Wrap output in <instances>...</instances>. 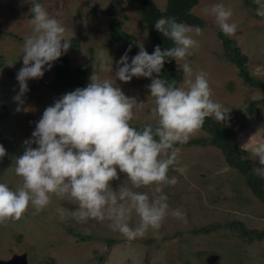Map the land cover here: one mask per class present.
<instances>
[{
  "label": "rangeland",
  "instance_id": "374dc122",
  "mask_svg": "<svg viewBox=\"0 0 264 264\" xmlns=\"http://www.w3.org/2000/svg\"><path fill=\"white\" fill-rule=\"evenodd\" d=\"M160 9L164 0H152ZM50 15H55L66 28V38H76V49L65 53L69 64H86L89 81L94 71L101 79H110L125 95L143 103L136 110L134 124H155L150 119L153 98L147 85L150 78L133 77L130 82L115 78L116 61L125 53L105 31L110 21H120V29L131 33L138 45L147 50L151 46L148 29L140 14L125 1L112 0H40ZM221 3L231 7L230 22L238 24L235 34L229 36L246 56L248 73L264 80V17L255 14L253 0H197L191 12L203 19L200 35L189 33L198 46L187 57L193 72L207 73L213 92L212 98L229 108L228 119L241 155L251 165L259 166L258 157L252 154L257 147H264V105L250 102L258 99L262 89L245 83L234 63L223 54L220 30L215 17L204 9ZM32 14L27 0H0V103L6 114L0 116V144L6 155L0 158V182L13 190L22 183L15 172V158L23 154L24 140L31 138L36 122L44 109L76 86L54 90L45 82L52 76V67L45 69L39 79L28 80L29 91L24 104L16 111L13 97L19 91L16 74L22 67V46L31 35ZM7 32H12L10 35ZM228 36V35H227ZM131 58L129 57V62ZM174 66L178 68L173 59ZM94 65L96 68H94ZM183 80L179 69L178 85ZM214 118V117H213ZM215 119V118H214ZM205 134L200 129L191 137ZM36 145H33L35 147ZM179 161L170 167L168 176H176L175 186L164 187L170 210L179 208L187 214L186 220L168 215L158 231L149 230L144 237L129 241L109 228V221L81 222L73 218L74 201L52 196L50 204L40 212L32 206L19 221L0 224V258L23 253L27 264H264V238L245 237L223 223L238 219L246 227L264 228V206L251 192L244 177L229 166L219 148L213 145H177ZM187 165L186 174L176 169ZM111 181L113 189L124 181ZM155 185L139 189L152 194ZM63 209V215L60 210ZM139 218L133 213L130 223L135 226ZM219 222L218 226H211ZM206 227V232L193 228ZM74 232H78L77 234ZM80 235H89L81 237ZM107 238L113 241L107 242ZM217 254L214 262L207 261Z\"/></svg>",
  "mask_w": 264,
  "mask_h": 264
},
{
  "label": "clouds",
  "instance_id": "9594fccd",
  "mask_svg": "<svg viewBox=\"0 0 264 264\" xmlns=\"http://www.w3.org/2000/svg\"><path fill=\"white\" fill-rule=\"evenodd\" d=\"M27 2L32 33L24 39L22 67L16 74V111L24 104L28 80L42 78L45 69H50L71 45L57 16L50 15L39 0ZM253 2L257 6L255 14L264 17V0ZM204 12L215 17L223 34L231 36L238 30V24L230 22L231 7L217 3ZM154 27L173 46L162 50L157 45L149 54L140 44L129 62L130 45L116 61L115 78L122 82H130L133 77L150 78V119L155 124L134 126L136 110L143 103L94 71L85 87L66 92L47 106L31 138L24 140L23 154L15 158L14 168L22 183L13 190L0 182V224L19 221L29 206L36 212L43 211L53 195L75 202L73 218L81 222L109 221V228L129 241L144 237L150 229L158 231L168 215L186 220L187 214L179 208L170 210L163 190L179 182L176 176H168L170 167L179 161L177 145L187 143L206 118L214 117L219 123L227 120L230 109L212 98L207 73H194L187 59L198 46L189 34L193 28L164 16L155 21ZM194 31L196 35L201 33L199 26ZM170 59L182 70L179 85L175 79L159 76ZM252 154L259 163L252 172L264 179V147L255 148ZM5 155L6 149L0 144V158ZM187 169L185 165L176 170L186 174ZM118 170L126 175L128 183L123 181L113 189L110 182L119 180ZM153 185L151 195L139 191ZM60 212L63 215V209ZM133 213L139 218L135 226L130 223Z\"/></svg>",
  "mask_w": 264,
  "mask_h": 264
},
{
  "label": "trees",
  "instance_id": "16d2710c",
  "mask_svg": "<svg viewBox=\"0 0 264 264\" xmlns=\"http://www.w3.org/2000/svg\"><path fill=\"white\" fill-rule=\"evenodd\" d=\"M40 1V0H39ZM113 2L120 4L125 1L132 8H134L141 16L144 26L148 29L151 46L146 50L151 54L154 47L159 45L161 49L172 47V41L163 37L155 27V21L164 17H175L178 22H183L192 26H202L203 19L191 12V7L197 2V0H164V6L162 9L156 6L152 0H112ZM249 1V0H245ZM120 21H110L105 31L110 38L116 42L121 49L126 51L131 45V50L128 52V56L131 58L139 51L138 44L135 37L122 29H120ZM10 35H14L12 32H7ZM217 34L221 40L223 47V54L225 58L237 67V72L241 79L248 85L259 87L262 89L261 96L250 102V107L254 110L253 104L259 102L264 105V80L251 76L246 68V56L242 53L234 43V40L229 36L223 34L221 30L217 31ZM71 49H76V38H70ZM156 75L155 73L153 74ZM179 69L174 66L173 59L166 61L164 67L159 74L160 78L166 80L175 79L178 81ZM89 83L86 78V64L80 63L76 66H71L68 61L67 55L64 53L52 64V76L45 82L47 88L54 90L67 86H76L77 88L85 87ZM6 114V106L0 103V116ZM137 128L143 125L134 124ZM205 131V134L197 137H191L185 145L197 144V145H213L220 149L224 160L229 166L234 167L244 177L246 185L251 192L259 199L264 206V179L253 174V166L251 163L241 155L239 146L236 142V135L234 129L227 123H219L213 117L205 119V123L201 128ZM224 226L236 231L238 235L245 237L264 238V228L246 227L242 221L233 219L223 223ZM219 222L212 223L211 226H218ZM193 231L206 232V227L193 228ZM78 233V232H74ZM81 237H89V235H80ZM113 241L112 238H107V242Z\"/></svg>",
  "mask_w": 264,
  "mask_h": 264
},
{
  "label": "water",
  "instance_id": "95a60500",
  "mask_svg": "<svg viewBox=\"0 0 264 264\" xmlns=\"http://www.w3.org/2000/svg\"><path fill=\"white\" fill-rule=\"evenodd\" d=\"M216 258H217V254L211 253L207 257V261L212 263V262H214V260ZM0 264H27V262L25 260V255L23 253H15L6 259L0 258ZM39 264H41V263H39Z\"/></svg>",
  "mask_w": 264,
  "mask_h": 264
}]
</instances>
